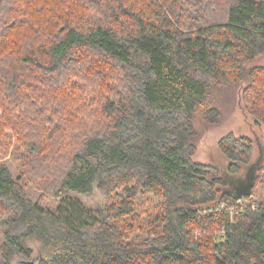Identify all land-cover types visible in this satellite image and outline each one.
Segmentation results:
<instances>
[{"label":"trees","instance_id":"trees-1","mask_svg":"<svg viewBox=\"0 0 264 264\" xmlns=\"http://www.w3.org/2000/svg\"><path fill=\"white\" fill-rule=\"evenodd\" d=\"M233 85L264 125V0H0V264L30 241L37 264H264V166L235 200L194 161ZM218 144L228 174L251 163L250 139Z\"/></svg>","mask_w":264,"mask_h":264},{"label":"rangeland","instance_id":"rangeland-1","mask_svg":"<svg viewBox=\"0 0 264 264\" xmlns=\"http://www.w3.org/2000/svg\"><path fill=\"white\" fill-rule=\"evenodd\" d=\"M243 85H233L225 91L218 94L217 105L220 111V118L216 125L207 124L201 117H197L194 121L197 129V151L194 156V161L205 165H212L220 171H227L228 161L221 153L219 141L228 135L235 138L246 137L252 141L253 161L256 160L260 153L263 152L264 157V125L252 118L246 110L242 101ZM262 157V158H263ZM25 156L24 153L12 152V154L4 162L10 169L11 174L16 177H22L26 182L25 173ZM264 166V161L261 163ZM261 173V179L256 184L253 196L248 202H264V172ZM26 190L31 192V196L35 201L42 202L47 208L56 207V202L53 199L41 198L39 192L31 189L30 186H25ZM80 199L90 207L104 206L107 200L98 192L94 191L87 196H81ZM141 210L138 217V225L143 226L147 219L148 212L151 207L141 203ZM23 230V229H22ZM28 247L32 249L29 258L16 256L12 264H37L40 253L38 244L34 241L27 242Z\"/></svg>","mask_w":264,"mask_h":264},{"label":"water","instance_id":"water-1","mask_svg":"<svg viewBox=\"0 0 264 264\" xmlns=\"http://www.w3.org/2000/svg\"><path fill=\"white\" fill-rule=\"evenodd\" d=\"M261 159L262 161L257 166H250L252 165L253 160L249 165L243 168V172L246 171L247 174L244 176V180L241 179L240 175H230L227 171H220L221 177L224 178L227 187H225L222 191V194H227L232 196L235 200H240L244 197H248L252 193V189L254 187L257 175L259 170L262 169V162L264 161L263 152ZM263 157V158H262ZM251 169V173H248ZM243 181V182H242Z\"/></svg>","mask_w":264,"mask_h":264},{"label":"flooded vegetation","instance_id":"flooded-vegetation-1","mask_svg":"<svg viewBox=\"0 0 264 264\" xmlns=\"http://www.w3.org/2000/svg\"><path fill=\"white\" fill-rule=\"evenodd\" d=\"M261 156H262V153H260L259 157H258L256 160H254V161L252 162V165H250V166H252V167L257 166V165L262 161ZM252 160H253V159H252ZM244 168H245V167H244ZM248 173H251V169H250V171H249ZM245 174H247L246 171L241 172V173H239V174H237V175H240V176L242 177L241 179L244 180V176H246ZM242 182H243V181H242ZM226 187H227V185H226Z\"/></svg>","mask_w":264,"mask_h":264},{"label":"built area","instance_id":"built-area-1","mask_svg":"<svg viewBox=\"0 0 264 264\" xmlns=\"http://www.w3.org/2000/svg\"><path fill=\"white\" fill-rule=\"evenodd\" d=\"M259 207V204L258 203H255L254 205H253V208L254 209H257Z\"/></svg>","mask_w":264,"mask_h":264}]
</instances>
